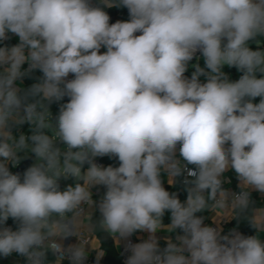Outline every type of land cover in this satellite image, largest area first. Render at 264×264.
I'll use <instances>...</instances> for the list:
<instances>
[{
    "label": "clouds",
    "instance_id": "clouds-1",
    "mask_svg": "<svg viewBox=\"0 0 264 264\" xmlns=\"http://www.w3.org/2000/svg\"><path fill=\"white\" fill-rule=\"evenodd\" d=\"M101 3L0 0V41H18L0 47V256L49 264L51 252L54 264H85L84 221L95 209L103 232L124 242V264H264V204L250 199L264 193V0ZM111 7L129 19L110 23ZM200 57L205 67L191 64L186 77ZM225 66L242 75L230 80ZM37 70L36 82L17 87ZM24 124L31 135H15ZM29 153L35 163L12 172ZM105 156L119 166L95 162ZM228 172L239 193L224 187ZM185 173L181 202L163 177L171 185ZM62 178L75 183L61 190ZM96 186L106 189L99 202ZM209 205L256 234L205 225L198 214ZM161 230L176 234L163 248ZM138 231L148 239L132 243ZM68 237L79 242L65 246ZM92 248L99 264L105 253Z\"/></svg>",
    "mask_w": 264,
    "mask_h": 264
},
{
    "label": "crops",
    "instance_id": "crops-1",
    "mask_svg": "<svg viewBox=\"0 0 264 264\" xmlns=\"http://www.w3.org/2000/svg\"><path fill=\"white\" fill-rule=\"evenodd\" d=\"M92 3L95 6L103 5L101 3V0H92ZM116 14H119L120 17H121L122 10L119 8L118 11L116 12ZM137 34H139V33H137ZM260 41L258 42V44L260 43ZM17 42L18 41H17L16 36L13 35V34H9V38L7 40L0 41V47H3V46L12 47L15 44H17ZM249 44H257V43L255 41H251V42H249ZM104 51H106V49L102 48L101 49V52H104ZM194 64H197V63H194ZM191 67L192 66H190L188 68V70L185 72V76L188 77V78H191L193 72L195 71V70H192ZM200 81L201 82H206V81H203L201 79H200ZM17 87H19L21 89H24L25 88V82H24V80L17 81ZM52 106H55L59 110V104L58 103H52L49 108H52ZM54 118L55 117L52 116V119L53 120H54ZM86 168L87 167H85V169ZM176 181H177V178H176ZM227 181H229L228 177H227ZM163 182H164L165 188H172L176 184V182H175V184H171L170 185L168 183V179H167V176L166 175L163 177ZM60 184H61V189L63 190L66 186L64 185V182L63 181L61 182V180H60ZM224 187L226 189H228V191L230 193H233L234 191H236V190H238L240 188V186H239V180L236 178V180L234 182H230V181L229 182H226L224 184ZM183 190H185V186L184 185H180L179 186V191H183ZM91 191L93 193V200L99 202V200L102 198V196H103L104 193H101L99 191L98 186L93 187L91 189ZM252 191L255 192L254 190H252ZM257 195L261 199V205L264 204V194L257 193ZM213 210L214 209H212L211 205H209V208L206 209L205 212L198 214V215H202V216L205 217V219H204V224L205 225H210L213 222H219L220 220H222L220 218H217L218 216L221 215L220 210L219 209H215L214 211L216 213ZM93 211L94 212L97 211V214H99L98 210H95L94 209ZM240 218L241 217H239L238 220L225 218L224 220L226 221V225L224 227L223 234H228L232 229H236L237 231L241 232V230L239 228ZM95 219L97 220V218H95ZM84 223L85 224H90V227L87 230L84 231V234L87 237V243H90L95 248H101V245H100V242H99V238H98V228L95 225V223L93 222L92 218H91V221L85 220ZM164 224H168V223H164ZM255 234L256 233H255V230H254L253 235H255ZM175 235H176L175 233H168L167 231H164V230H161L160 232H158L156 234V236L158 238L160 247L161 248L165 247L166 246V239H168V238H174ZM148 236H149V233L138 231V232L134 233L131 237L135 241H139V240H142L143 241V240L148 239ZM110 237H111V239L113 241V244H114V247H115L116 252L119 254V251H118L119 248H118L117 243L113 240V238H112L111 235H110ZM262 239H264V234H262ZM63 243H64L65 246L70 245V244H77V242L75 241V237H68V238H66L63 241ZM90 244L89 245H86V251L88 252V255L89 256L97 255V250L96 249H93ZM0 261L2 263H4V264H27V261L23 257H21L19 255H16V254H12V255L7 256V257L0 256Z\"/></svg>",
    "mask_w": 264,
    "mask_h": 264
},
{
    "label": "trees",
    "instance_id": "trees-1",
    "mask_svg": "<svg viewBox=\"0 0 264 264\" xmlns=\"http://www.w3.org/2000/svg\"><path fill=\"white\" fill-rule=\"evenodd\" d=\"M99 6L103 7V5H99ZM119 8L122 10V14H121V17L119 18V21H126L129 19L128 9L126 7L105 8V11H107V13L109 14V16L111 18L110 23L112 22V18L116 15V12L118 11ZM258 46H260V45L258 44ZM258 46H257V44H249V47L252 48L253 50H257ZM197 63L199 64V66L201 68L205 67L203 60H201ZM191 64H194V62H191L190 66H191ZM224 68L227 71H231V72H234V70H235L234 67L229 68V67L225 66ZM191 69L195 70L194 67H191ZM205 71H207L206 68H205ZM41 76H42V73H40L37 70V71L33 72L30 76L23 78V80L25 82V88L24 89H27L28 87H30L31 84L36 82ZM259 99L260 98H256L253 102L258 103ZM66 102H67V97L62 101V103H66ZM24 128H25V124L18 127V128H14L13 132L15 135L18 136L20 134V132L22 133L24 131ZM60 146H62V145H60ZM99 160L101 161L103 167H107V166L117 167V166H119V162L115 158L110 159L109 157L105 156V157H99ZM22 162L23 161H21L20 164ZM18 166L12 168L11 171L15 173ZM84 167H87V165H85ZM227 177H228L230 182H234L237 178L236 174L234 172H228ZM183 181H184V179L182 176L177 177L176 184L172 188H166L168 191L175 193L177 195V197L181 200V202H184L185 199L187 198V191L186 190L179 191V186L184 185ZM98 189L101 193H104L106 190L103 186H98ZM250 199L252 201L253 207L261 205V199L258 197L257 192L251 191ZM250 211L251 210L249 209L245 213V215H249ZM95 218H97V219L99 218V214H97V211L94 212V216L92 217V220L98 228L99 242L101 245V249H103V251L105 253L103 256L102 264H120V256L115 250V247H114V244H113V241H112L110 235L106 232H103V230L98 226V221ZM163 222L164 223H170V214L165 215ZM7 224H10L14 228H16V224L11 218L7 221ZM239 228H240L242 234H244L246 236L247 235H253L254 229L251 228V226L247 220H243V217L240 218ZM47 261L49 262V264H54V258L52 256L51 252H49L47 255ZM0 264H4V263H2L0 261Z\"/></svg>",
    "mask_w": 264,
    "mask_h": 264
},
{
    "label": "built area",
    "instance_id": "built-area-1",
    "mask_svg": "<svg viewBox=\"0 0 264 264\" xmlns=\"http://www.w3.org/2000/svg\"><path fill=\"white\" fill-rule=\"evenodd\" d=\"M119 18H120V15H119V14H116V16H114V17L112 18V22H111V23H115V22L119 21ZM259 45H260L261 48H264V39H262V40L260 41ZM199 56H200V54L197 53V57H199ZM201 60H203L202 57H200L199 59L194 58L192 62L197 63V62H199V61H201ZM27 67H28V65L25 64V65H24V68L26 69ZM71 78H72V76H69V79H71ZM95 162H96L97 164H99V165L102 166V163H101V161L99 160V157L96 158ZM9 168H10V170H11L13 167H12L11 165H9ZM15 172H17V171H15ZM182 177H183V179H185V178H189V177H187V173H185L184 175H182ZM240 191H241V188H239L238 190L234 191L233 193H239ZM254 191H255V190H254ZM255 192H257V191H255ZM257 193H259V192H257ZM262 194H264V193H262ZM225 225H226V221H225L224 219H222V220H220L219 222H213V223H211L209 226H212V227H219L220 229H222V232H223ZM6 226L11 227L13 230H15V228H14L13 226H11L10 224H7ZM83 235H84V237H85V242L87 243V237H86V235H85L84 233H83ZM112 238H113V237H112ZM130 239H131V242H132V243H139V242H142V240L135 241L132 237H131ZM113 240H114V238H113ZM75 241H76L77 243L79 242L78 239H77L76 237H75ZM114 241H115V240H114ZM115 242H116V241H115ZM118 248H119L118 251H119V255H120V264H124V262H125V260H126V255H127V254H126L125 251H124V242H123V241H121V243H120V245L118 246ZM51 254H52V253H51ZM52 256H53V254H52ZM96 256H97V255H94V256H89V255H88V257H87V259H86V261H85V264H96ZM23 258H24V257H23ZM53 258H54V260H55V256H53ZM24 259L26 260V258H24ZM102 260H103V257L100 259L99 264H102ZM64 264H68V262H67V261H64Z\"/></svg>",
    "mask_w": 264,
    "mask_h": 264
},
{
    "label": "rangeland",
    "instance_id": "rangeland-1",
    "mask_svg": "<svg viewBox=\"0 0 264 264\" xmlns=\"http://www.w3.org/2000/svg\"><path fill=\"white\" fill-rule=\"evenodd\" d=\"M208 71V70H207ZM205 71V72H207ZM223 71L225 72V74L228 76V78L232 81H235L237 79H239V77L242 75V73L238 72L236 69L234 70V72H231V71H227L225 68H223ZM259 75V74H258ZM199 79L203 80V81H206V76L205 75H201L199 77ZM50 112L52 113V116L56 117V115L58 114L59 110L55 107V106H52V108H49ZM55 120V118H54ZM53 120V121H54ZM23 134H25L26 136L27 135H31V130H30V125L28 124H25V128H24V131L22 132ZM21 134V132H20ZM19 134V135H20ZM18 135V136H19ZM23 156V154H21ZM27 159H32V162H31V165L35 163L36 161V158H35V155L34 154H31L29 153L26 157H24L21 161H25ZM16 173V172H15ZM64 182V185L67 186L69 184H74L75 181L73 178H68V179H61V182Z\"/></svg>",
    "mask_w": 264,
    "mask_h": 264
},
{
    "label": "water",
    "instance_id": "water-1",
    "mask_svg": "<svg viewBox=\"0 0 264 264\" xmlns=\"http://www.w3.org/2000/svg\"><path fill=\"white\" fill-rule=\"evenodd\" d=\"M62 147V146H61ZM31 162H32V159H27L25 161H23L17 168V172H20L22 173L24 170H26L28 167L31 166ZM60 187H61V184H60ZM62 190V189H61Z\"/></svg>",
    "mask_w": 264,
    "mask_h": 264
}]
</instances>
